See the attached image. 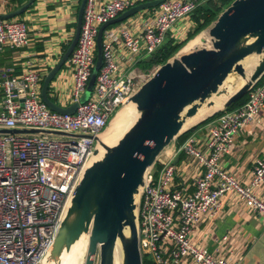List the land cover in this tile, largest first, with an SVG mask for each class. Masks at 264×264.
I'll return each instance as SVG.
<instances>
[{"label":"built area","instance_id":"1","mask_svg":"<svg viewBox=\"0 0 264 264\" xmlns=\"http://www.w3.org/2000/svg\"><path fill=\"white\" fill-rule=\"evenodd\" d=\"M143 1H85L77 43L64 63L71 73L70 87L61 91L59 81L48 92L62 107L78 103L73 113L53 111L41 99L45 73L31 61L20 75L0 74V129L67 133L0 132V264H41L94 149V136L151 75L131 66L151 57L166 41H185L195 27L193 13L210 0H162L137 12V23L121 21L105 27L102 64L90 96L81 102L95 64L99 27ZM28 43L24 18H0V49L22 48ZM247 95L241 106L206 123L203 148L190 136L173 150V154L194 157L203 169L194 179L192 193L171 188L176 174L171 157L161 153L156 161L161 167L154 164L148 170L138 207L142 257L155 264H183L185 259L193 264H239L232 257L196 246L191 234L200 219L216 216L221 197L228 192H235L252 213L264 219V199L255 190L264 182V157L253 162L248 184L221 164L236 134L264 110V76Z\"/></svg>","mask_w":264,"mask_h":264},{"label":"water","instance_id":"2","mask_svg":"<svg viewBox=\"0 0 264 264\" xmlns=\"http://www.w3.org/2000/svg\"><path fill=\"white\" fill-rule=\"evenodd\" d=\"M34 1L24 0L15 9L0 13V18L18 16ZM85 1L80 2L69 44L42 80L41 99L51 110L60 113H73L78 103L62 107L50 98L48 88L77 43ZM161 1L140 2L99 27L95 64L81 102L90 96L102 64L103 29ZM185 43L189 47L180 50L181 46L159 64L116 109L103 131L94 136V149L41 264H61L63 254L70 252L83 237L87 245L82 264H115L116 253L119 264H143L138 207L146 174L179 135L227 110L264 76V0H232L213 21L182 45ZM149 59L150 56L146 61ZM251 61L255 64L248 73ZM125 108H130L134 120L113 144L102 143V134ZM201 108L210 111L188 124L187 120ZM0 132L67 135L35 128L0 129Z\"/></svg>","mask_w":264,"mask_h":264},{"label":"crops","instance_id":"3","mask_svg":"<svg viewBox=\"0 0 264 264\" xmlns=\"http://www.w3.org/2000/svg\"><path fill=\"white\" fill-rule=\"evenodd\" d=\"M67 1L35 0L17 16L24 18L28 23L29 43L22 48L4 46L0 49V74L5 72L20 75L28 60L45 74L50 70L69 44L73 36L72 34L70 37L72 29L75 30L81 0H69L71 5H65ZM8 3L9 0L7 3H2L0 0V13L18 7L17 4L8 7ZM75 6L76 9L73 11ZM138 14L122 21L137 23ZM120 23L116 22L109 26H117ZM139 62L130 66L145 72L138 67ZM59 81L61 91H67L70 87L71 73L65 64L52 80L48 92ZM206 132L207 127L204 124L195 128L188 137L193 136L195 145L203 148V137ZM181 144L176 142L170 144L161 156L171 157L176 166L171 188L190 194L195 188V177L202 174L203 169L194 157L184 152L173 154L176 146ZM258 157H264V110L236 134L230 151L222 157L221 164L242 184H248L253 162ZM255 190L264 199V182ZM220 201L221 207L216 216L203 217L195 223L191 241L196 246L214 252L218 256L232 257L239 261V264H264V219L252 213L235 192L225 193ZM183 264H193V262L185 259Z\"/></svg>","mask_w":264,"mask_h":264},{"label":"trees","instance_id":"4","mask_svg":"<svg viewBox=\"0 0 264 264\" xmlns=\"http://www.w3.org/2000/svg\"><path fill=\"white\" fill-rule=\"evenodd\" d=\"M22 1L23 0H9V3L7 5L8 7L15 6L16 4L19 6ZM231 1L232 0H210L204 3L203 5L199 6L196 9V11L193 13L195 27L188 33L186 40L194 36L196 33H198L200 30L206 27L211 21H213L215 17L217 16V14L219 13V11L222 9V7L228 5ZM185 41H181L179 43H174L172 40L166 41L154 54L151 55L148 62L151 64H157V65L163 63L169 56L174 54ZM145 61H146V58H145ZM247 96L248 95L246 94L242 98L233 102L227 108V110H232L236 107L241 106L246 101ZM220 113L206 119L205 121L201 122L196 127L191 128L187 130L186 132L182 133L176 138L175 142L177 144L183 143L188 138L190 133L193 130H195V128L206 124L209 120L219 115ZM155 166L158 169L161 167V165L158 162L155 163ZM143 264H155V263H153V261H151L147 256H144Z\"/></svg>","mask_w":264,"mask_h":264},{"label":"bare ground","instance_id":"5","mask_svg":"<svg viewBox=\"0 0 264 264\" xmlns=\"http://www.w3.org/2000/svg\"><path fill=\"white\" fill-rule=\"evenodd\" d=\"M192 42V41H191ZM254 62L252 63V61L250 62L248 68H247V72L250 73L251 70L253 69L254 66ZM217 102V101H216ZM221 104V103H220ZM209 109L207 108H201L199 110V112L192 118H189L187 120V123H194L195 121H197L198 119H200L201 117L205 116L206 114L209 113ZM130 112V108H125L121 111H119L116 116L120 115V119H123L125 116H128V113ZM130 114V113H129ZM116 116L114 118H116ZM109 132V131H108ZM114 138H116V134H112V132H110L109 134L105 131L102 136H101V141L102 143H111L112 140H114ZM102 149V148H101ZM86 245H87V240L86 237L81 238L80 241H78L75 246L72 247V249L70 250V252H66L63 254V257L61 258V264H74V259L76 258L77 261L79 260V264H82L83 262V254L85 252L86 249ZM115 264H119V258L118 255L116 253V257H115Z\"/></svg>","mask_w":264,"mask_h":264},{"label":"rangeland","instance_id":"6","mask_svg":"<svg viewBox=\"0 0 264 264\" xmlns=\"http://www.w3.org/2000/svg\"><path fill=\"white\" fill-rule=\"evenodd\" d=\"M65 5H71L70 1L68 0ZM226 6H223L222 8H224ZM75 9H76V6L73 8V11H75ZM26 24H28V23H26ZM73 32H74V28L72 29V33L70 34V37L72 36ZM203 32H204V30L202 31V33ZM202 33H201V35H202ZM187 43H185L184 45H181L182 47L180 48V50H182L187 45ZM193 46L194 45H191V47H193ZM186 47H189V45L186 46ZM188 50L189 49L186 48V51H188ZM145 58H143L142 61L139 62V64H137V65H138V67L141 70L145 71L147 74L150 75L152 72H154V70L157 68L158 65L157 64H151L148 61H145ZM133 120H134L133 115H130L129 113H128V116H125L123 119H120V115L119 116H116V118H114L112 120L111 125H110V127H108V129L106 130V132L108 134L110 132H112V134L113 133L116 134V139H117V137L121 136V134L128 128V126L131 124V122ZM116 139L113 142H111V144H113L116 141ZM83 256H84V254H83ZM78 262H79V260L77 261V259L75 258L74 259V264H79Z\"/></svg>","mask_w":264,"mask_h":264}]
</instances>
